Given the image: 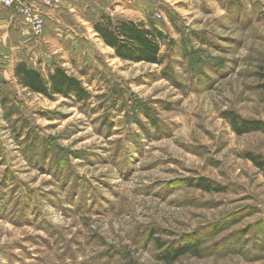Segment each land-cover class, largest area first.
I'll return each mask as SVG.
<instances>
[{"label":"rangeland","instance_id":"rangeland-1","mask_svg":"<svg viewBox=\"0 0 264 264\" xmlns=\"http://www.w3.org/2000/svg\"><path fill=\"white\" fill-rule=\"evenodd\" d=\"M133 3L118 14L164 31L160 64L115 55L93 27L109 11L34 34L28 65L66 68L84 102L24 88L0 51V264H164L189 246L173 264H264V129L227 116L264 125V0Z\"/></svg>","mask_w":264,"mask_h":264},{"label":"trees","instance_id":"trees-1","mask_svg":"<svg viewBox=\"0 0 264 264\" xmlns=\"http://www.w3.org/2000/svg\"><path fill=\"white\" fill-rule=\"evenodd\" d=\"M93 26L104 43L113 48L117 57L132 62H163L161 50L166 36L158 27L151 26L142 19L135 20L106 13L97 19ZM14 75L20 85L32 92L47 96L59 94L74 98L78 102H84L91 96L83 82L62 66H56L53 72L45 77L40 70L30 67L26 61H20L14 67ZM227 116L239 134L264 129L260 121L242 118L234 112H228ZM248 157L256 164L262 165L256 155L249 154ZM203 186L205 189H212L206 183H203ZM190 251L197 253L198 249L194 246L175 249L161 260L164 264H173L181 255Z\"/></svg>","mask_w":264,"mask_h":264},{"label":"crops","instance_id":"crops-1","mask_svg":"<svg viewBox=\"0 0 264 264\" xmlns=\"http://www.w3.org/2000/svg\"><path fill=\"white\" fill-rule=\"evenodd\" d=\"M55 0L52 7H46V27L45 30L56 29L65 19L69 20L74 17H81L87 12L94 9L98 11H109L111 15H118L120 11L128 10L130 5H125L127 1H131L138 8V13L142 16L141 11L147 8V0ZM110 3V5H109ZM116 3V4H115ZM113 5V6H111ZM134 8V7H133ZM141 9V11H140ZM143 19V18H142ZM63 25V24H62ZM94 25V23H93ZM94 27V26H93ZM37 38L34 36L30 28L24 23L17 11L13 8L2 6L0 2V51L13 54L20 61L28 60L31 50L34 49ZM3 80H5L3 78ZM6 81V80H5Z\"/></svg>","mask_w":264,"mask_h":264},{"label":"built area","instance_id":"built-area-1","mask_svg":"<svg viewBox=\"0 0 264 264\" xmlns=\"http://www.w3.org/2000/svg\"><path fill=\"white\" fill-rule=\"evenodd\" d=\"M2 6L13 8L35 35L43 33L46 27V7H52L55 0H0Z\"/></svg>","mask_w":264,"mask_h":264}]
</instances>
